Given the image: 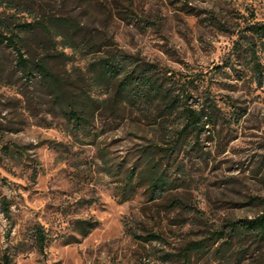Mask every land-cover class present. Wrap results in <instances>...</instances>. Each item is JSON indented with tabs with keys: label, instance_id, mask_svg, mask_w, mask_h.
<instances>
[{
	"label": "rangeland",
	"instance_id": "obj_1",
	"mask_svg": "<svg viewBox=\"0 0 264 264\" xmlns=\"http://www.w3.org/2000/svg\"><path fill=\"white\" fill-rule=\"evenodd\" d=\"M251 21L264 22V0H0V30L90 117L74 131L0 43V264H264V236L229 235L264 213V52L261 80L234 52ZM102 58L156 64L162 99L115 101L116 82L96 76ZM211 101L216 116L180 137L183 106ZM151 170L168 182L157 198Z\"/></svg>",
	"mask_w": 264,
	"mask_h": 264
},
{
	"label": "trees",
	"instance_id": "obj_2",
	"mask_svg": "<svg viewBox=\"0 0 264 264\" xmlns=\"http://www.w3.org/2000/svg\"><path fill=\"white\" fill-rule=\"evenodd\" d=\"M245 33L238 36L234 41V49L236 55H242L246 62L247 67L259 80L262 79V65L258 59V50L260 48L264 52V22L251 21L245 26ZM6 41L7 45L14 48L17 52V65L22 69L29 77L34 73H38L44 85L51 91L57 101L62 102L63 110L66 117L71 123L74 131L79 133H85L89 127L90 117L85 110L87 105L85 102H77L75 99L63 100L62 86L58 76L51 70L48 64L42 60H34L25 57L21 47L14 36H7L0 30V43ZM155 72L158 73V67L156 64L150 62H135L132 60H125L123 58H102L97 61L96 76L103 81L116 82V90L112 97L115 101L118 100L123 93H126L127 101L129 103H144L152 99H160L163 97V85L155 76ZM168 71H164V76L167 77ZM170 89L167 88L166 91ZM165 95H168L166 93ZM189 97V94L187 95ZM162 99V98H161ZM178 106V98L173 95L167 102L166 107L175 110ZM216 104L209 102L204 104L200 109L192 108L188 104H185L182 108L183 122H185L179 130L180 137L186 136L189 133H196L199 135L204 129L206 121L210 122L214 116H216ZM151 185L154 193L153 198H157L156 194L163 190L168 183L164 178L163 173H158L156 170H151ZM9 211V206L7 207ZM81 233L86 235L93 227L89 221L80 222ZM254 232L257 236H264V213L256 216L252 219H242L240 222L230 223L229 235L232 232ZM140 239L146 241L152 240L157 236L155 234H148L147 236H139ZM47 240V234L44 227L36 225L33 228L32 241L35 248L38 251L43 252L45 243ZM196 244V243H195ZM194 244L187 246L189 249ZM7 264H11V259L7 256H3ZM116 264V263H113ZM139 264H151L149 261L143 259Z\"/></svg>",
	"mask_w": 264,
	"mask_h": 264
}]
</instances>
